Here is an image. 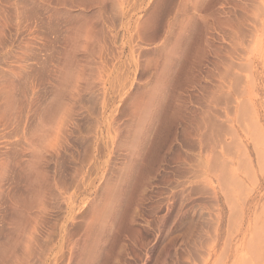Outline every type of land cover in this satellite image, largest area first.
<instances>
[{
	"label": "rangeland",
	"instance_id": "374dc122",
	"mask_svg": "<svg viewBox=\"0 0 264 264\" xmlns=\"http://www.w3.org/2000/svg\"><path fill=\"white\" fill-rule=\"evenodd\" d=\"M0 264H264V0H0Z\"/></svg>",
	"mask_w": 264,
	"mask_h": 264
}]
</instances>
